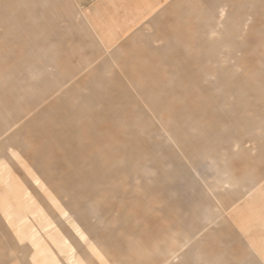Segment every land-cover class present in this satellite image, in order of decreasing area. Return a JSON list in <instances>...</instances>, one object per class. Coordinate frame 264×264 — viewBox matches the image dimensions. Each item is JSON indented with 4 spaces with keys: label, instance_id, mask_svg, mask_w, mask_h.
Wrapping results in <instances>:
<instances>
[{
    "label": "rangeland",
    "instance_id": "374dc122",
    "mask_svg": "<svg viewBox=\"0 0 264 264\" xmlns=\"http://www.w3.org/2000/svg\"><path fill=\"white\" fill-rule=\"evenodd\" d=\"M2 49L0 264H264V0H0Z\"/></svg>",
    "mask_w": 264,
    "mask_h": 264
},
{
    "label": "crops",
    "instance_id": "0c3cea01",
    "mask_svg": "<svg viewBox=\"0 0 264 264\" xmlns=\"http://www.w3.org/2000/svg\"><path fill=\"white\" fill-rule=\"evenodd\" d=\"M4 46H6L5 48H7V47H9L10 46V43H9V45H8V43L6 42L5 44H4ZM1 47H2V45H1ZM7 55H9L8 54V52H5V49H2L1 50V52H0V58L1 57H4V58H6L5 56H7ZM14 60H16V66H18V64H23L26 60H25V57H24V55H23V53H21V55L20 56H16L15 58H14ZM4 62V61H3ZM3 62L1 63V64H3ZM1 64H0V66H1ZM14 65V66H15ZM4 74H5V72H4ZM3 100V103H4V105L6 106V108L8 109V107H7V104L9 103V101H5V98H3L2 99ZM1 105V104H0ZM2 108H4V107H2ZM7 110L4 108V111H0V127H3V129L4 130H6V129H8L9 127H10V125H11V121H12V119H15V118H21V116L19 115V114H17V115H14L15 117L14 118H11V116L8 114V112H6ZM0 133H2V132H0ZM125 223H127V222H125ZM126 226V227H124L123 228V230L124 231H132V228H130L128 225L129 224H124L123 223V226ZM130 228V229H129ZM125 264H133L131 261H129V262H126Z\"/></svg>",
    "mask_w": 264,
    "mask_h": 264
}]
</instances>
